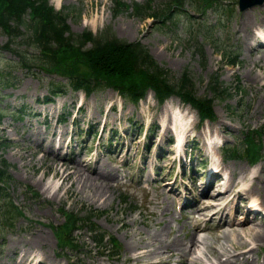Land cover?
<instances>
[{"label":"rangeland","instance_id":"1","mask_svg":"<svg viewBox=\"0 0 264 264\" xmlns=\"http://www.w3.org/2000/svg\"><path fill=\"white\" fill-rule=\"evenodd\" d=\"M122 1L131 4L146 0ZM151 1L155 8H160L168 0ZM115 2L117 0H49L65 16L74 36L91 31L96 37L112 34L122 40L139 41L159 66L169 70L172 83H178V78L186 72L196 96L212 97L210 79L219 73V79L229 86L231 94L213 99L214 120L199 123L196 110L177 95L166 100L172 108L178 105L184 120L190 122V127L194 126L192 136L186 139L187 144H198L197 153L201 149V158L206 165L209 166L212 160L205 156L207 147L201 144L200 133L211 132L219 137L223 146L239 144L242 149L245 131H264V51L246 48L250 40L246 38L247 30L259 24L264 26V4L240 11L237 0H217L216 7L197 12L187 3L186 11L180 10L170 22L163 23L152 18L140 19L130 9L114 14ZM246 17L249 18L248 28L243 26ZM7 41V34L0 28V46ZM12 46L36 52L33 45H25L22 37L16 38ZM84 46H91V42ZM235 46H241L238 63L230 64L227 53ZM222 49H226V53ZM16 61L14 52L0 49V108L7 112L0 121V142L6 140L8 143L0 147V155L10 164L7 171L11 174L5 189L9 201L2 203L18 206L4 214L11 224H0V264H18L28 255L22 264H51L53 261L56 264H138L128 258L136 252L129 247L130 243L139 247L140 243L154 240L157 232L163 238L180 236L186 240L194 231L191 220L186 215H179L165 191L167 188L163 190L156 181L148 185L141 183L147 177L167 176L168 180L177 178L176 184L183 189L184 182L194 187L197 182L206 181L205 174L202 179L198 178L204 171L198 169V160L194 161V158L191 174L196 178L193 183L188 180L187 173L184 178L177 173L180 160L176 149L168 144V138L176 137V132L164 133L156 126L164 119V103L160 104L152 91L133 103L110 87L85 95L67 85L46 102L44 98L49 95L51 84L63 86L66 79L45 73L36 65L29 70ZM236 85H239V92L235 91ZM110 90L115 92L113 96H110ZM80 100L83 108L76 113L79 120L72 126L70 119L58 123V113H74V105ZM20 108L24 110L23 117L14 120L9 113L13 111L17 115L16 110ZM103 118L106 120L104 132L100 131ZM54 126L59 131L65 130L72 139L71 147L58 150L60 158H55L58 163H53L44 150ZM175 127L179 130V124ZM80 129H86L88 133L79 135ZM94 130L100 132L98 137L92 136ZM261 138V157L254 165L241 156L222 160V147H217L215 152L230 179L241 177L240 167H245L248 179L258 176L264 193V132ZM106 139L112 144L108 145L112 149L108 153L98 148V144ZM51 145L55 146V143ZM75 155L84 159L86 167L96 166L97 157L103 163L100 168L113 167L110 173L114 180L110 179V189L99 193L91 184L64 179L60 161ZM109 155H115L116 160L111 161ZM254 194L260 201L256 192ZM60 207L82 217L91 216L92 223L75 227L70 234L69 237L77 238L76 246H59L61 242L54 229L65 221ZM230 212L225 214L226 217H232L234 208ZM2 219L0 217V221ZM90 227L96 229V234ZM212 227L198 230L196 235L220 244L222 239L214 241V238L222 227ZM99 233L105 234L106 247L96 245L94 238L99 237ZM36 234H45L47 238L42 244L30 243ZM112 239L116 240V246L112 245ZM246 247L252 248L249 255L253 261L256 259V263H260L264 257V242H246ZM166 255V251L160 252V257ZM40 258L43 262L38 260ZM176 259L175 256L169 264H175Z\"/></svg>","mask_w":264,"mask_h":264},{"label":"trees","instance_id":"2","mask_svg":"<svg viewBox=\"0 0 264 264\" xmlns=\"http://www.w3.org/2000/svg\"><path fill=\"white\" fill-rule=\"evenodd\" d=\"M203 1L205 4L199 6L201 8L211 4V0ZM183 3L182 0H175L165 8H155L150 0L131 5L117 0L114 14L131 7L132 13L139 18L151 16L165 21L171 19L175 9ZM0 28L8 36V41L0 49L14 52L18 65L29 70L36 65L47 73L60 75L66 78L71 88L83 89L87 94L110 86L125 98L137 101L148 89H152L159 101H163L176 93L195 107L202 119H214L213 97H225L223 94L227 92V87H222L217 74L210 79L212 97L196 96L186 72L178 78V83H172L169 70L159 66L139 41L122 40L112 34L96 37L90 31L74 36L65 16L56 11L48 0H0ZM18 37L24 38L27 47L33 45L36 52L12 46ZM87 42H91V46L85 47ZM61 91L59 84H51L52 94ZM256 132L259 138L258 131L245 132L246 148L252 159H255L252 155L255 156L260 149V143L254 141ZM226 155L233 157L230 150ZM8 164L0 156V195L3 197L11 178L7 171ZM13 209L18 207L13 205ZM60 210L65 221L55 231L61 241L69 240L68 235L75 226L90 222V216L81 217L76 212L64 208Z\"/></svg>","mask_w":264,"mask_h":264},{"label":"bare ground","instance_id":"3","mask_svg":"<svg viewBox=\"0 0 264 264\" xmlns=\"http://www.w3.org/2000/svg\"><path fill=\"white\" fill-rule=\"evenodd\" d=\"M248 21V17L243 20V26L246 28H248ZM247 37H252L249 31L246 33V38ZM114 94L115 92L110 90V96ZM162 110L164 133H170L171 130H174L176 121V124L180 125L184 134L186 136L190 135V129L188 128L189 124L187 120H184L180 110L171 108L168 101L163 104ZM178 135L180 140L182 135ZM65 136L67 135L62 132L60 139H65ZM201 138L200 136V139ZM54 140L55 137L51 136L47 143L48 146H46V148L44 147V150L52 157L53 163H58V161H56V159H58L56 150L49 146ZM175 146L176 148L177 146L183 147L180 141ZM101 163L102 162L97 159V165ZM97 165L93 168L86 167L83 162L77 158H73L68 162L63 160L60 161L61 174L64 176V179L72 178L73 182L75 180L82 181L84 184H91L96 188V191L101 193L104 192L105 189H110L112 186L109 182L110 179L114 180L110 173L113 167L107 165V167L101 169L97 168ZM220 169L223 170V167H220ZM240 170L243 172L241 177L233 179L231 176L232 178L227 182L224 190L216 187V191L208 193L205 198L199 199L197 207L195 206L196 203L192 205V207H196L195 211H193V213H195L193 219L194 231L186 240L180 236L163 238L161 234L157 232V236L154 237V240L140 243L138 244L139 247L130 243L129 247L134 248L136 252L128 258L138 264H169L175 256L177 257L175 264H252V261H249L248 257L251 248L246 247V242L248 244L254 241L264 242V222L258 220L259 223L255 224L254 221H249L247 217H236V213L233 212L230 220H224V214L234 201V198L256 192V197H259L261 205H264L263 188L259 185L258 176L254 175L253 181L249 183L245 181V167H240ZM116 184H118L117 181ZM166 184L168 183H164L165 186ZM57 186L58 185H56V187ZM232 187H236L238 190L235 192L234 196L228 199L225 195ZM260 191H262V193H259ZM237 210L238 207H236V211ZM204 211H207V213ZM214 217H218L217 224L222 227L220 233L214 238V241L222 239L220 244H216L217 242L214 244L213 241H209L206 237H198L196 235V231L201 230L199 222L207 219L213 220ZM46 238L47 236L45 234H36L30 239V243L42 244ZM162 251H166L168 255L160 257V252ZM29 256L30 255L22 257L18 264H22ZM32 258H34V256ZM38 260L43 262L41 258ZM38 260L36 263H39ZM51 264H56V262L53 261Z\"/></svg>","mask_w":264,"mask_h":264},{"label":"water","instance_id":"4","mask_svg":"<svg viewBox=\"0 0 264 264\" xmlns=\"http://www.w3.org/2000/svg\"><path fill=\"white\" fill-rule=\"evenodd\" d=\"M263 0H239V3H240V7L241 8H244V7H247L249 5H252L254 3H261Z\"/></svg>","mask_w":264,"mask_h":264}]
</instances>
